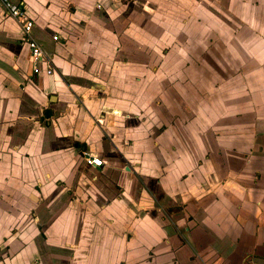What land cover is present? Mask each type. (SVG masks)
Here are the masks:
<instances>
[{"label":"crops","instance_id":"1","mask_svg":"<svg viewBox=\"0 0 264 264\" xmlns=\"http://www.w3.org/2000/svg\"><path fill=\"white\" fill-rule=\"evenodd\" d=\"M24 1L55 72L0 5V264H264V19L201 55L194 3Z\"/></svg>","mask_w":264,"mask_h":264},{"label":"rangeland","instance_id":"2","mask_svg":"<svg viewBox=\"0 0 264 264\" xmlns=\"http://www.w3.org/2000/svg\"><path fill=\"white\" fill-rule=\"evenodd\" d=\"M185 2L189 4L194 3L192 9L196 7V11L194 12L188 9H185L186 12L184 11V18L185 19L192 18L195 24H193L194 26L191 29L194 30L195 33H198V31H200V39H201L200 42L201 41L202 42L199 46L198 53L201 55H203V50L205 46L213 45V43H209L210 41H213V38L210 37V35H217L218 33L216 34V32L218 31L219 34L224 36V32L230 30V28L226 24L228 20H233V22L236 25V27L234 25L233 31L237 32V30H239V22L241 21H244L246 19H249V20L264 19V0H184V4ZM150 6H151V2L148 3V8H150ZM186 7L188 8V6ZM198 21H200L201 24L197 23ZM214 24L218 28L217 30H215L214 27H212V25L214 26ZM189 36L191 37V35ZM216 43H217V46H216L217 54L215 55V60L213 57V60L211 62L216 64L215 69L217 72L216 79L218 81V86L221 87L223 91H226L225 90L226 88L223 85L225 84V81L228 78L226 68H229L231 66V62L233 66L235 65V63L231 59L232 56L225 55V54L222 55V53L225 52L224 45L220 44L218 40H216ZM185 61H186L185 63H187L189 67H191L190 65L191 63H193L192 60H185ZM156 62H157V65L159 66L160 61L159 60L154 61L153 64H155ZM178 62L179 60L170 61L169 67H170V71L172 72V76L171 75L168 76V79L177 78ZM202 62H204L205 67L211 66V62L208 63L203 60ZM253 66H257V64H253ZM181 68L182 66L180 65L179 69ZM163 78L164 77H154V80L158 79V82H159ZM208 78L211 80L214 79V77H208ZM261 78L258 77L260 81H262ZM208 83H209L208 80L204 82L205 85H207ZM219 98L221 99L222 97H219ZM249 100H253V101L264 100V89L263 91H255V93L250 94ZM154 102L156 103V101H153L152 104H154ZM147 109H149L150 111L149 114H152L153 112H157V109L152 105H149ZM215 248H217L218 250L223 249V248H225L227 251L231 250L228 243H225L223 247H221L220 245H217ZM245 251L246 250H244L243 253ZM203 255L204 254L202 253V257H200V260L202 259L204 260ZM249 257H252V259L254 258L258 259V256L255 253L250 254ZM223 259L228 261V264L236 263L234 259L232 258L227 259V256H224ZM218 261L220 262L222 261V259H218Z\"/></svg>","mask_w":264,"mask_h":264},{"label":"built area","instance_id":"3","mask_svg":"<svg viewBox=\"0 0 264 264\" xmlns=\"http://www.w3.org/2000/svg\"><path fill=\"white\" fill-rule=\"evenodd\" d=\"M0 5L3 6L10 17L17 20L22 29V40L30 49V60L32 70L35 74L52 75L55 72L53 58L45 50L42 43L34 36V28L36 25L35 19L30 15L26 2L14 0H0ZM60 34H55L53 39L60 40ZM87 160L90 164L96 167H101L105 161L93 154H87Z\"/></svg>","mask_w":264,"mask_h":264},{"label":"flooded vegetation","instance_id":"4","mask_svg":"<svg viewBox=\"0 0 264 264\" xmlns=\"http://www.w3.org/2000/svg\"><path fill=\"white\" fill-rule=\"evenodd\" d=\"M258 177L260 178V174H256V178L258 179ZM255 183H258V180H255ZM251 258V257H250ZM252 259V258H251ZM250 261V260H249Z\"/></svg>","mask_w":264,"mask_h":264}]
</instances>
